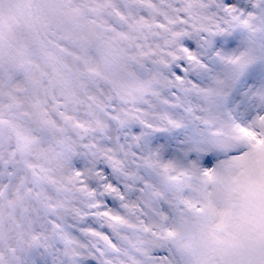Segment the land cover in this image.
Returning <instances> with one entry per match:
<instances>
[{
	"label": "snow or ice",
	"instance_id": "snow-or-ice-1",
	"mask_svg": "<svg viewBox=\"0 0 264 264\" xmlns=\"http://www.w3.org/2000/svg\"><path fill=\"white\" fill-rule=\"evenodd\" d=\"M0 264H264V0H0Z\"/></svg>",
	"mask_w": 264,
	"mask_h": 264
}]
</instances>
